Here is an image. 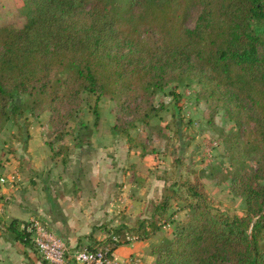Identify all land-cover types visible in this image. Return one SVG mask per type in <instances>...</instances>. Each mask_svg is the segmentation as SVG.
Instances as JSON below:
<instances>
[{"label":"trees","instance_id":"1","mask_svg":"<svg viewBox=\"0 0 264 264\" xmlns=\"http://www.w3.org/2000/svg\"><path fill=\"white\" fill-rule=\"evenodd\" d=\"M14 1L26 22L0 27V131L44 111L65 126L84 93L108 95L118 114L150 128L156 96L170 83L198 86V99L224 109L235 125L223 143L246 215L213 211L197 181L188 186L185 219L165 218L176 199L168 188L150 219L107 229L96 248L129 243L124 230L148 240L173 223L174 238L152 248L157 264H264V0ZM6 233L31 244L18 220Z\"/></svg>","mask_w":264,"mask_h":264},{"label":"rangeland","instance_id":"2","mask_svg":"<svg viewBox=\"0 0 264 264\" xmlns=\"http://www.w3.org/2000/svg\"><path fill=\"white\" fill-rule=\"evenodd\" d=\"M199 11V6L192 11L191 27ZM25 22L26 17L14 0H0V27L20 28ZM20 97L27 98L26 95ZM198 97V86L194 84H168L156 96L159 111L151 116L150 128L133 123L136 120L132 116L118 114L116 104L106 94L84 93L77 111L62 127L49 121L52 114L48 111L37 117L24 113L19 120L21 126L10 120L0 131L1 165H7L9 154H16L18 145L22 146L32 132L36 134L39 129L50 150L67 164L65 169L69 173H89L98 158L99 162L113 164L119 177L127 176L123 182L119 183L118 179L115 182L118 189L126 185L124 196L134 209L122 213V220L127 224L118 225L116 229L124 226L131 229L138 220L150 219L156 204L172 187L176 199L169 201L165 218L172 222L185 219L188 203L192 201L188 186L197 181H201L206 204L213 211L230 217L244 216L247 206L232 193V179L227 173L230 172V155L223 143L225 135L235 125L224 109L214 110ZM118 123L120 134L113 130V125ZM131 123L134 126L129 128L127 125ZM170 226L173 233V223ZM123 234L122 240H137L128 230ZM29 248L39 264H47L33 245Z\"/></svg>","mask_w":264,"mask_h":264},{"label":"crops","instance_id":"3","mask_svg":"<svg viewBox=\"0 0 264 264\" xmlns=\"http://www.w3.org/2000/svg\"><path fill=\"white\" fill-rule=\"evenodd\" d=\"M17 151L9 154L7 165L2 163L0 168V175L8 180L0 187V264H39L28 245L6 233L13 220L23 225L41 219L66 245L90 249L109 237L107 229L127 224L122 213L134 208L124 196L126 185L118 189L115 182H123L127 176L119 177L113 164L97 158L89 173H69L67 164L54 155L39 129L18 145ZM170 224L151 239L115 248L116 254L127 264H157L152 248L160 239L173 238Z\"/></svg>","mask_w":264,"mask_h":264},{"label":"built area","instance_id":"4","mask_svg":"<svg viewBox=\"0 0 264 264\" xmlns=\"http://www.w3.org/2000/svg\"><path fill=\"white\" fill-rule=\"evenodd\" d=\"M7 184L8 180L1 174L0 187ZM21 228L28 234L31 244L48 264H127L116 254L114 244L95 249L88 246L70 247L41 219L30 220L21 225ZM113 239L118 242L116 237Z\"/></svg>","mask_w":264,"mask_h":264}]
</instances>
